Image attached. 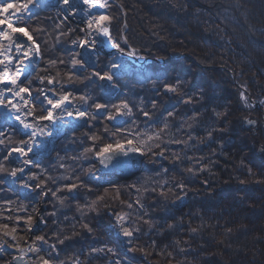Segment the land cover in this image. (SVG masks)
Returning <instances> with one entry per match:
<instances>
[{
	"label": "trees",
	"instance_id": "16d2710c",
	"mask_svg": "<svg viewBox=\"0 0 264 264\" xmlns=\"http://www.w3.org/2000/svg\"><path fill=\"white\" fill-rule=\"evenodd\" d=\"M106 14L114 17L111 33L121 46L126 47L122 38L127 37L128 45L144 57L165 60L162 65L152 61L141 67L127 61L130 70L116 78L122 93L127 94L124 98L130 104H142L152 114L149 120L133 108L136 127L129 124L125 128L158 130L163 126L156 123L161 113L174 109V117L168 118L169 134L162 137L160 148L153 144L149 151L141 145L147 154L134 177L125 181L116 178L111 186H102L88 180L96 169L95 156L71 159L91 143L86 133L101 136V143L120 138L111 135L116 126L98 116L90 128L69 132L51 157L36 159L56 180L55 184L49 181L45 191L83 182L71 196L66 190L57 194L64 204L50 191L45 198L38 189L22 193L8 175L0 174L4 180L0 184V214L6 201L29 212L32 207L40 208L45 199L46 223L41 235L47 237L48 244H56L58 264H71L75 257L80 260L87 251H91L86 257L88 264L117 259L127 264H264V0H114ZM62 20L57 11L43 10L31 22L32 27L45 29L35 34L42 53L39 74H44L39 70L49 58L67 60L80 51L71 41L85 38L79 31L82 26L70 20L61 24ZM56 24L61 27L57 29ZM69 29L73 30L69 35L56 39ZM98 57L100 68L111 60ZM177 79L181 82L179 92L165 94L164 85L175 84ZM70 91L106 102L97 86L73 83ZM241 91L255 107L240 99ZM189 97L191 102L184 103ZM112 102L119 101L113 98ZM247 120L255 125L248 126ZM173 137L187 143L169 142ZM173 154L180 159H174ZM60 163L70 168L66 171ZM39 171L33 168V172ZM64 175L73 180L60 179ZM181 183L183 189L177 187ZM180 196L185 204L166 213L164 202ZM93 201L95 207L82 216L77 205ZM119 216L127 217L130 230L139 229L134 231L130 250L115 237ZM57 234L63 244L58 243ZM93 249L103 251L95 253Z\"/></svg>",
	"mask_w": 264,
	"mask_h": 264
},
{
	"label": "snow or ice",
	"instance_id": "6c2138e0",
	"mask_svg": "<svg viewBox=\"0 0 264 264\" xmlns=\"http://www.w3.org/2000/svg\"><path fill=\"white\" fill-rule=\"evenodd\" d=\"M62 3L72 10L58 8V13L63 15L61 24L68 21L70 17L77 15V10L82 15L81 23L84 27L79 28V31L84 34L85 38L73 39L71 41L73 45L81 50L88 49L89 52H93L98 43H107L118 54L113 56L103 68L99 67L98 57L87 55L84 51H78L70 54L67 60L64 57L49 58L46 66L39 70L44 74H39L36 61L41 58L42 53L35 34L43 33L45 29L32 27L31 22L38 19L39 13L47 9L49 5L43 3V0H20L15 4L5 0V4L0 5V14H6L0 15V174L19 179L20 175L25 173L28 168L40 169L39 172H28V181L34 183L30 184L21 180V186L29 190L40 189L44 197L50 191L52 197H55L61 205L65 202L64 198L57 194L66 190L71 196L73 191L77 190L83 182L80 184L76 182L65 183L57 186L54 191L51 189L45 191L49 181L55 184L56 180L48 173V168L43 167L40 162L32 157L36 154V149L42 144L41 138H49L54 131H60L61 121L65 116H75L79 122L77 126L73 127V132L78 128H90L91 121L96 120L101 115L109 122L118 121V126L115 127L114 132H111V135L119 136V139L114 142L101 143V136L95 133L90 135L86 133V138L91 143L83 148V152L79 156H73L71 159L78 160L81 157L92 155L105 166L123 168L130 162V153H138L141 156L147 154L141 145L147 146L149 151H151L153 144L156 148L161 147V144L164 143L162 137L169 134L170 130L168 118L175 115L174 109L166 110V115L161 113V118H158L156 123L163 126L158 130L126 129L125 125L129 124L133 128L136 127V121L132 118L133 108H136L149 120L152 119V114L145 110L142 104L133 105L124 98L127 94L122 93L116 82V77L120 74V70L125 68L126 62L122 57L127 56L134 60H144L145 57L137 49L128 45L127 37L122 38L126 47L121 46L120 42L113 39L111 33L113 16L106 14V12L93 11L94 9L109 8L114 0H80L79 4H72L70 0H62ZM117 6L123 7L122 5ZM61 24H56V28L59 29ZM71 31L73 30L61 31L60 36L56 39L59 40L61 36L69 35ZM97 37H103L104 40H98ZM85 72L87 75H84ZM158 79L160 78L158 77ZM73 83H83L86 88L100 87L106 97V102H97L88 93L73 95V92L68 90ZM180 87L181 82L177 79L175 84H165L164 92L165 94H175L179 92ZM113 98L119 102H112ZM240 99L249 107H255L249 101L245 91H241ZM77 101L80 103L79 108L75 106ZM89 101L92 103L90 104ZM183 102L190 103L191 97ZM89 108L95 111L90 112ZM152 108H156L155 101L152 102ZM216 115L219 116L221 113H216ZM246 123L252 125L254 121L247 120ZM105 132H109L107 127H105ZM209 136H211V132H209ZM189 139L192 137L189 136ZM169 142L187 143L176 140L174 137ZM14 154L15 160L12 159ZM163 155L164 153L161 151L160 156L163 157ZM173 158L180 159L176 154H173ZM13 164L17 166H12ZM59 167L66 168L64 163H60ZM188 171L192 173L193 169L189 168ZM60 179L73 180L71 175L61 176ZM76 180L79 181V176L76 177ZM3 183L4 180L0 179V184ZM164 183L166 185L167 182ZM160 187H164V185H160ZM177 187L183 189L185 185L181 183ZM39 194L37 193V195ZM160 195L164 196L165 193L161 191ZM6 203L11 204L12 201L9 200ZM136 204L140 205L141 208L143 207L139 200L136 201ZM95 205L96 201H93L83 207L77 205V209L81 211L83 216L85 211L91 210ZM127 206L133 207L131 203ZM21 210L27 211L26 208ZM7 211L11 212V209L9 208ZM3 219L11 220V216L3 217ZM21 219L28 225L34 223L31 215L16 216L15 223L11 227L9 223H0V236L6 238L3 243H0V248L5 247L9 242H16V233ZM117 219L121 222L119 226L125 237L131 238L134 231H139L138 228L129 230V227L125 226L127 223L125 216H119ZM35 223L44 225L46 222L39 219ZM145 223H149V221H145ZM84 227L87 228V225ZM40 230L43 231L42 228ZM32 231L33 229L29 228V232ZM57 240L60 244L64 243V239H59L58 234ZM128 242L131 243V239ZM25 244L27 245L26 250L19 249L21 256L18 259L20 261H23L24 256L28 254H31L30 259L33 260V264H53V260L59 259L56 244H48L45 235H37L34 240L25 241ZM45 244H48L47 249L43 247ZM92 251L102 252L103 249H93ZM59 264H64V261H60ZM71 264H81V262L78 257H75Z\"/></svg>",
	"mask_w": 264,
	"mask_h": 264
},
{
	"label": "water",
	"instance_id": "95a60500",
	"mask_svg": "<svg viewBox=\"0 0 264 264\" xmlns=\"http://www.w3.org/2000/svg\"><path fill=\"white\" fill-rule=\"evenodd\" d=\"M44 2L49 5V7L47 9H45L47 11H52V9L57 8L59 6L60 2H61L60 5L62 6V8L66 9L65 5L62 4L61 0H45ZM76 2L79 3V0H77ZM78 3H76V4H78ZM101 12H105V10L104 11L101 10ZM69 19L71 21H73V22L75 21L74 20V16L70 17ZM107 46H108V44H107ZM95 48H96V50L93 51L95 57H98V55H102L104 57H107V58L109 57L111 59L113 56H117L118 55L116 53V51L113 48L109 47V46L106 47V46L97 45V47H95ZM81 51H84V50H81ZM122 59L131 61L132 63H134L137 66H141V65L145 66L146 64H149L152 61H155V62H157L160 65H162L165 62L164 59H152V58L150 59V58H147V57H145L144 60H134V59H130L127 56H124V57H122ZM40 60L41 59L38 58V60L36 61L37 65H39ZM69 87H71V86H69ZM250 102H251V104H254V105L256 104L252 99H250ZM76 104H78V102H76ZM261 105L262 104H259V107H261ZM109 124L112 125V126H118V121H112V122H109ZM247 125L251 127V125H249L248 123H247ZM252 125H255V122ZM82 129L83 128H78V130H76V131L79 132ZM69 132H73L72 129H70L69 131H64L63 130V131H59L58 133H56L51 138V141L49 142L48 147L46 148V150H44L42 152L41 151H37L36 154H34L32 158L42 157V158L48 159V157H51L57 150L58 142L60 140H62L67 135V133H69ZM129 157H130L129 164L127 166L123 167V168H113L111 165L105 166V165L101 164L100 161L96 157H94V162H95V165H96V169L94 171V174L99 176L102 179V185H105V186H109L110 180L114 179V178H118L121 181H125V179L132 178L139 171V167H140V165L142 163V160H143L144 156H141L138 153H135V154L134 153H130ZM12 159L13 160L16 159L15 154H14ZM32 169L33 168H29L28 172L31 171ZM9 177L12 180H14L11 176H8V178ZM44 204H45V199L42 202V207H41L42 212H44ZM37 233H39V232L37 231ZM11 251L14 254H16V256L14 258H17V259L13 258V261H12L13 264H29V262H28V260H27V258L25 256H24L23 261H20L18 259V257L21 256V252L15 251V250H11Z\"/></svg>",
	"mask_w": 264,
	"mask_h": 264
},
{
	"label": "rangeland",
	"instance_id": "374dc122",
	"mask_svg": "<svg viewBox=\"0 0 264 264\" xmlns=\"http://www.w3.org/2000/svg\"><path fill=\"white\" fill-rule=\"evenodd\" d=\"M45 1V0H44ZM43 1V3H45ZM7 2L8 3H13V4H15V3H18V2H20V0H7ZM2 4H5V0H0V5H2ZM61 4V2L59 3V6L57 7V8H54V9H52V10H55V11H57L58 12V8H62V6L60 5ZM102 11H106V9H101ZM69 11H71V10H69ZM59 14V13H58ZM59 16H61L62 18H63V15H61V14H59ZM70 20V19H69ZM74 22L73 21H71L72 23H76V24H78V25H81L82 27H84V25L81 23V21L78 19V18H75L74 17ZM125 61V60H124ZM126 62V61H125ZM130 68H131V66L129 67V66H127V64L125 63V68L124 69H121L120 70V74L121 73H124V72H126V71H128V70H130ZM119 74V75H120ZM34 160H36L35 158H33ZM15 166H17V165H15ZM30 172V171H29ZM93 173V172H92ZM89 174L88 175V180L89 181H94V182H99L100 184H101V179H99L97 176H95V175H93V174ZM9 179H10V181H11V183L15 186V187H17V185H21V180H17V181H14V180H12L10 177H9ZM24 181V180H23ZM114 182L113 181H110V183L109 184H113ZM32 184V183H31ZM179 200H183V202H185V198L184 197H180V198H177V199H169V201H165L164 202V204H165V212L166 213H169L170 211H172L173 209H177V208H179L180 207V202L181 201H179ZM40 210H36V208L35 207H32L30 210H29V213H27V211L26 212H24L23 211V213H25L26 215H31L32 217H36V218H38V219H40V217H41V215H40V212H39ZM26 215H24V216H26ZM127 218V217H126ZM41 219H43L42 217H41ZM119 221H117V223H118ZM117 223H116V228H117V231H116V236H117V238L118 239H120L122 242H123V244L125 245V247H126V249L127 250H130L131 248H132V246H133V243H134V238L133 237H131V238H129V237H125L124 235H123V232L121 231V229H120V227H118L117 226ZM129 239H131V243H129L128 241H129ZM91 253V251H87L86 252V254H85V257L84 258H82V259H80V262H81V264H88L87 262H86V257H87V255H89ZM96 253V252H95ZM97 253H102L101 251H97ZM53 264H58L55 260H53ZM108 264H127L125 261H123V260H120V259H117L116 261H113V262H110V263H108Z\"/></svg>",
	"mask_w": 264,
	"mask_h": 264
},
{
	"label": "built area",
	"instance_id": "2783aa9c",
	"mask_svg": "<svg viewBox=\"0 0 264 264\" xmlns=\"http://www.w3.org/2000/svg\"><path fill=\"white\" fill-rule=\"evenodd\" d=\"M11 209V212L7 211V209ZM4 212L6 216H11V220H5V221H0V223H9L10 227L13 226L15 223V216L17 215V212L14 210L13 206L11 204H7L6 207L4 208ZM34 223L32 225H28L24 222L23 219L19 222V227L17 229L16 233V242H9L5 247L0 248V264H11L10 261L7 260V258L10 257L8 253L9 248H13L16 250H19L21 248L26 250L27 245L25 244V241H30L34 240L36 235H32V233L29 232V228H32L33 230L40 228L41 224L35 223V221L39 220L36 217H33ZM6 238L0 236V243H3ZM29 255V260L30 264H33V260L30 259L31 254Z\"/></svg>",
	"mask_w": 264,
	"mask_h": 264
},
{
	"label": "bare ground",
	"instance_id": "6f19581e",
	"mask_svg": "<svg viewBox=\"0 0 264 264\" xmlns=\"http://www.w3.org/2000/svg\"><path fill=\"white\" fill-rule=\"evenodd\" d=\"M62 1V0H61ZM77 1V0H76ZM75 0H70V2L72 3V4H76V3H78V2H76ZM79 3H80V0H79ZM78 3V4H79ZM63 4V3H62ZM65 7H66V9L69 11V10H72V9H70V8H68V6H66L65 5ZM81 7H83V5H81ZM9 11H11V10H9ZM93 11H96V12H101V9H94ZM77 12H78V14L77 15H75L74 17L75 18H78L80 21L82 20V15L81 14H79V11L77 10ZM0 15H6V14H0ZM97 39L98 40H104V38L103 37H97ZM97 45H101V46H106V47H108L107 46V43H98ZM97 45L95 46V47H97ZM94 50H96V48L94 49ZM84 52L87 54V55H93L94 56V52H89V50L88 49H84ZM77 108H79V105L78 104H76L75 105ZM61 124H62V127H61V129H60V131H69L70 129H73V127H75V126H77L78 124H79V122L75 119V116H72V117H68V116H65L64 118H63V120L61 121ZM56 133H58V132H55L54 131V133H53V135L51 136V137H49V138H41V140H42V144H41V146L40 147H38L37 149H36V152L37 151H44V150H46V148L48 147V144H49V142L51 141V138L56 134ZM16 157V156H15ZM29 169V168H28ZM28 169H26V171H25V173H23V174H21L20 175V178L19 179H17V178H13L14 179V181H17V180H24V181H27L28 183L30 182V181H28ZM25 189V188H24Z\"/></svg>",
	"mask_w": 264,
	"mask_h": 264
}]
</instances>
